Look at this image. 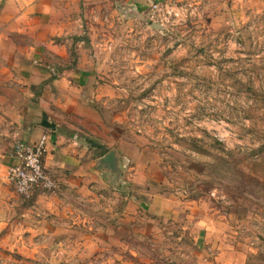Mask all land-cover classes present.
Returning <instances> with one entry per match:
<instances>
[{
    "label": "rangeland",
    "instance_id": "374dc122",
    "mask_svg": "<svg viewBox=\"0 0 264 264\" xmlns=\"http://www.w3.org/2000/svg\"><path fill=\"white\" fill-rule=\"evenodd\" d=\"M162 4L165 15L125 16L95 37L125 90L101 112L108 138L133 149L166 212L112 201L127 219L106 235L112 212L91 209L102 252L89 259L264 264V0Z\"/></svg>",
    "mask_w": 264,
    "mask_h": 264
},
{
    "label": "crops",
    "instance_id": "0c3cea01",
    "mask_svg": "<svg viewBox=\"0 0 264 264\" xmlns=\"http://www.w3.org/2000/svg\"><path fill=\"white\" fill-rule=\"evenodd\" d=\"M166 1L190 2L0 0V264H98L89 259L102 252L91 209L112 212L101 221L108 235L127 219L112 201L165 215L168 201L139 176L133 149L108 138L101 112L125 90L112 82L108 43L95 34ZM43 135L56 191L20 199L6 180L14 147Z\"/></svg>",
    "mask_w": 264,
    "mask_h": 264
},
{
    "label": "built area",
    "instance_id": "2783aa9c",
    "mask_svg": "<svg viewBox=\"0 0 264 264\" xmlns=\"http://www.w3.org/2000/svg\"><path fill=\"white\" fill-rule=\"evenodd\" d=\"M167 6L162 3L151 5L152 16L165 15ZM16 164L9 167L6 180L13 192L24 200L36 193L54 194L56 183L43 165L47 153V136L43 135L34 144L17 143L14 147Z\"/></svg>",
    "mask_w": 264,
    "mask_h": 264
},
{
    "label": "water",
    "instance_id": "95a60500",
    "mask_svg": "<svg viewBox=\"0 0 264 264\" xmlns=\"http://www.w3.org/2000/svg\"><path fill=\"white\" fill-rule=\"evenodd\" d=\"M115 162V155L114 153H109L104 159L103 163L107 166L112 165Z\"/></svg>",
    "mask_w": 264,
    "mask_h": 264
}]
</instances>
